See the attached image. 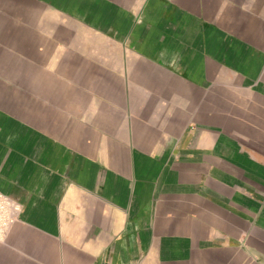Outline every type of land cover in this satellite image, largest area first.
Returning <instances> with one entry per match:
<instances>
[{
  "label": "crops",
  "instance_id": "0c3cea01",
  "mask_svg": "<svg viewBox=\"0 0 264 264\" xmlns=\"http://www.w3.org/2000/svg\"><path fill=\"white\" fill-rule=\"evenodd\" d=\"M0 264H264V0H0Z\"/></svg>",
  "mask_w": 264,
  "mask_h": 264
},
{
  "label": "built area",
  "instance_id": "2783aa9c",
  "mask_svg": "<svg viewBox=\"0 0 264 264\" xmlns=\"http://www.w3.org/2000/svg\"><path fill=\"white\" fill-rule=\"evenodd\" d=\"M22 206L0 193V242L6 240L15 224L20 220Z\"/></svg>",
  "mask_w": 264,
  "mask_h": 264
}]
</instances>
